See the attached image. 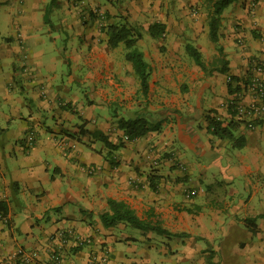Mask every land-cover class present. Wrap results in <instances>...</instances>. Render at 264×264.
Here are the masks:
<instances>
[{
  "label": "crops",
  "instance_id": "crops-1",
  "mask_svg": "<svg viewBox=\"0 0 264 264\" xmlns=\"http://www.w3.org/2000/svg\"><path fill=\"white\" fill-rule=\"evenodd\" d=\"M213 1L206 0L210 11ZM256 1L238 0L221 23L234 16L262 37L243 38L242 48L232 43L239 38L220 39L225 48L216 46L209 66L219 38H208L203 5L188 24L178 0H55L51 8L52 0H0V201L7 203L0 264H19L17 249L29 264H51L59 231L72 236L60 264H91L103 250L105 264H264V114L250 128L233 109L252 100L248 60L264 61V0ZM250 4L256 9L246 15ZM153 23L164 25L165 38L136 43L149 73L143 94L123 43L110 48L96 29L136 25L150 36ZM229 76L238 87L231 94ZM209 117L238 122L232 132L241 146L214 137ZM134 119L148 131L125 140L118 124ZM109 199L168 235L103 227Z\"/></svg>",
  "mask_w": 264,
  "mask_h": 264
},
{
  "label": "trees",
  "instance_id": "trees-1",
  "mask_svg": "<svg viewBox=\"0 0 264 264\" xmlns=\"http://www.w3.org/2000/svg\"><path fill=\"white\" fill-rule=\"evenodd\" d=\"M55 0H52L54 3ZM234 0H214L211 6V11L208 14V38L212 43L218 42V28L220 23V18L224 9H226ZM164 25L159 23H153L149 26L148 32L152 38H157L164 32ZM127 24L110 25L107 27V44L110 48H116L120 43H123L124 47L127 49L125 54V59L131 64L134 72L139 80L140 88L143 94L148 91V67L143 59L142 53L137 49L136 43L141 37L139 32ZM185 50L188 55L192 58L194 63L200 67L202 70L207 71V67L202 60L200 52L191 44L185 46ZM218 54L223 56L222 48L217 49ZM222 59V58H221ZM226 65V61H222ZM221 73L227 71L226 67L219 70ZM227 82L228 93L236 92L238 87L235 86L234 90L231 89L232 82H237V79L233 76L228 77ZM209 131L214 137L234 139L235 147H240L243 143L242 137L234 138L232 130L237 126L238 122H229L226 126L220 120L209 117ZM119 128L124 131V134L129 140L136 139L143 136L148 128L145 126V121L142 119L134 120H120L118 124ZM153 187V186H152ZM109 211L100 215V221L102 226L105 228L113 227L118 223H126L129 226L137 229L152 230L158 234L168 233L162 230L159 226H150L143 220H139L133 211L129 209L124 203L116 202L114 200H107ZM0 214L5 217L7 214V203L6 201H0ZM260 218H264L261 215ZM252 222L253 220H247Z\"/></svg>",
  "mask_w": 264,
  "mask_h": 264
},
{
  "label": "rangeland",
  "instance_id": "rangeland-1",
  "mask_svg": "<svg viewBox=\"0 0 264 264\" xmlns=\"http://www.w3.org/2000/svg\"><path fill=\"white\" fill-rule=\"evenodd\" d=\"M172 1H173L172 2L173 4H177L178 2H181V4H184L183 9H186V12H187L186 18L188 20V24H189V22H196L197 21V18L200 15V11L197 8L198 5H203V8H202L203 10H202L201 15H203V16L206 17V14L209 13V11H210V10H208L209 7H208V5L206 3V0H196V1H194V0H192V1L191 0H178V2H175L176 0H172ZM237 3H238V0H234V2L229 7H227L226 9L227 10H230ZM53 5H54V3L51 2L48 7L51 8V6H53ZM254 8L255 7H253V9L250 8L249 11L245 12L246 15H247V13L249 15H251V13H253V11L256 9V8L255 9ZM230 12L232 13V11H230ZM240 12H244V9H241ZM255 13H256V11H255ZM260 14H263V12H261ZM263 16H264V14H263ZM235 18L236 17L231 16V15L229 17H227V18H224V20L226 19V22L224 23V25L221 23V19L222 18H220V23H219V28H218V38H219V42H218V44H214L215 45L214 50L212 48V50L214 51V54L212 56H210L209 59H205V61L207 60L206 63H208V65L215 58L214 55L216 53V46H221L222 48H225L224 47V43L222 42L223 40H220V39H223V38H239L237 40H234L232 43L234 45H236L237 47L242 48V42L244 41L243 38H247V37L248 38H261L262 37V35H261L262 31L260 29L252 28V25H251V27H248L245 24L240 23L239 22V21H241L240 19L235 20ZM102 19H104V18H102ZM227 19H228L229 22H227ZM232 19H233V21H232ZM256 22H258V21H255V23ZM203 23L205 24V26H207V20H205ZM259 25L264 26V19H262V21L259 22ZM256 26L258 27L257 24H256ZM131 27L134 28L137 32L140 33V35H141L140 38H152L151 36L146 35V33L143 34V32H142L143 30H142V28L140 26L134 25V26H131ZM56 31L57 30H54L53 29V31H51L50 34L52 36H54L55 38H65V36L63 35L62 32H59V34H58ZM96 31H97L96 38H107V37H104L106 35V32H107L106 27L101 26V25H98ZM190 35L191 34L188 32L186 38H191ZM157 38H165V37L163 35H160ZM196 38H206V37L205 36H202V34H199ZM162 48H163V46L160 44L159 50L161 51ZM123 49H125V47ZM206 51L207 52L209 51V53H210V49H207ZM248 61L249 62H252L251 64H253V65L254 64H264V61H262L258 57L249 59ZM155 99H157V92H156V98ZM194 199L195 200H199L200 197L197 196ZM125 232L126 233H129V234L130 233H134L135 234V231L132 232L131 230H125Z\"/></svg>",
  "mask_w": 264,
  "mask_h": 264
},
{
  "label": "built area",
  "instance_id": "built-area-1",
  "mask_svg": "<svg viewBox=\"0 0 264 264\" xmlns=\"http://www.w3.org/2000/svg\"><path fill=\"white\" fill-rule=\"evenodd\" d=\"M254 5L250 4V8ZM252 76L249 80V91L252 94V100L247 105H233V109L238 113L239 116H246L250 119L248 127H253V118L264 114V64H254L252 68ZM229 80V78H228ZM125 140H128L127 136H124ZM33 138L30 136L26 141V149H30L33 145ZM87 173L91 174L93 169L86 168ZM0 220H5V217L0 214ZM51 239L55 242V248L51 250L49 260L51 264H60L62 260V249L63 245H68L72 236L69 232L59 231L55 235L51 236ZM85 243L89 244V239L84 240ZM83 242V243H84ZM109 255L108 250H103L101 255H92L89 258L91 264H105ZM16 257L19 264H29V257L25 255L22 249H17Z\"/></svg>",
  "mask_w": 264,
  "mask_h": 264
}]
</instances>
